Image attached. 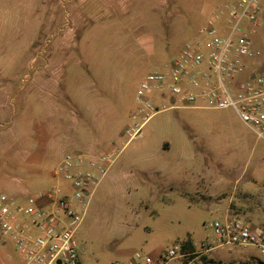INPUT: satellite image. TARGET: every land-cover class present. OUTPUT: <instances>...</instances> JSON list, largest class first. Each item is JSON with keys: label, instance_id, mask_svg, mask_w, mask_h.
Instances as JSON below:
<instances>
[{"label": "rangeland", "instance_id": "374dc122", "mask_svg": "<svg viewBox=\"0 0 264 264\" xmlns=\"http://www.w3.org/2000/svg\"><path fill=\"white\" fill-rule=\"evenodd\" d=\"M101 1L0 0V16L5 17L8 26L5 40L8 44L10 26L14 22V40L18 46L19 42L22 45L20 66L7 70L17 81L22 79V90L20 96L15 95L10 101L6 134L0 140V192L19 195L56 183L52 174L62 151L56 149L48 154L44 150L35 151L32 126L37 102L34 92H30V82L36 77L52 79L55 94L61 95L64 69L77 59L78 49L74 46L83 41L87 48H96L94 56L87 54V59H82L88 61L90 72L97 76L99 83L93 87L94 95L101 100L104 112L117 114L115 118L104 119L123 130L117 141L119 149L122 148L119 161L129 164V174L120 179L103 178L94 192L77 233L82 264H112L126 258L129 250L158 253L176 244L182 247L187 239L194 245L183 251L193 253L168 264H242L246 257L241 256L238 260L235 252L248 254L247 250L256 251L255 247L230 249L218 246L209 252H200V242L214 236L208 223L223 218V214L214 210L200 194L182 193L188 177L182 161L187 152L183 145L185 141L191 143L199 169L205 168L203 164L207 160L208 163L214 162L215 177L223 174L218 169L219 162L244 157L237 148L235 133L242 137L250 130L236 111L180 104L152 115L136 136L130 138L127 132L144 121L145 111L136 99L142 80L149 73L170 65L186 43L200 39L198 30L209 6L231 0H158L157 9L151 10L148 5L151 8L156 0H139L141 12L166 15V30L161 36L151 32L155 34V41L149 43V50L138 53L125 48L134 40H129V32H108L100 39L88 32L102 14L108 17L111 13L120 20L129 18V6L103 4ZM252 32L254 47L261 51L257 61L264 64V17L258 26L252 27ZM68 44L73 49L65 52L63 46ZM2 49L0 61L10 63L12 52L6 47ZM137 56H141V60ZM253 61L250 62L251 68L255 66ZM86 78L91 85L90 75ZM19 86L20 83L15 87ZM8 87L10 91L15 89L14 86ZM164 102L169 105L168 101ZM40 111L42 117L48 116L49 122L54 121L55 139L67 134L62 130L64 124L67 127L74 119L84 124L78 134L90 137L96 133L89 131L93 118L52 117V111L46 107ZM134 112L139 114L137 119H133ZM164 140L170 141V149L160 147ZM260 143L264 144L263 141ZM67 147V151H84L76 144ZM22 160L29 162L23 164ZM261 256L264 258V254ZM0 264H23L9 240L0 243Z\"/></svg>", "mask_w": 264, "mask_h": 264}, {"label": "built area", "instance_id": "2783aa9c", "mask_svg": "<svg viewBox=\"0 0 264 264\" xmlns=\"http://www.w3.org/2000/svg\"><path fill=\"white\" fill-rule=\"evenodd\" d=\"M207 10L198 30L200 39L186 43L170 65L142 80L137 101L145 111L144 121L127 130L130 138L158 111L185 104L232 108L264 140V64L257 61L261 51L252 39V27L264 17V0H231ZM251 60H255L253 68ZM160 94L170 98L169 105L157 99ZM138 116L134 112L133 119ZM114 161L115 155L109 152L69 150L53 171L56 183L19 195L0 192V243L11 241L23 264H82L77 233ZM208 227L214 236L200 242L202 254L218 246H252L264 254V228L260 226L227 215L209 222ZM191 253L176 244L156 255L135 250L112 264H168Z\"/></svg>", "mask_w": 264, "mask_h": 264}, {"label": "crops", "instance_id": "0c3cea01", "mask_svg": "<svg viewBox=\"0 0 264 264\" xmlns=\"http://www.w3.org/2000/svg\"><path fill=\"white\" fill-rule=\"evenodd\" d=\"M103 1H101L103 4L124 7L129 6V18L120 20L119 18L116 19L114 14L110 13L108 17L102 14L103 16H101L99 20L97 19L88 30L90 34L98 39L107 35L108 32H129V40H132V38L134 40L125 48L131 53H138L142 50H149V43L155 41V34L151 32H155L156 36H161V33L166 30L164 22L166 15L151 13L150 11L141 12L139 0ZM158 6V0L155 1L151 8L150 4L148 5L150 10L157 9ZM207 12H205L204 15H206ZM14 25L13 22L10 26L11 31H9L11 39L7 44L5 36L8 26H6L5 17L0 16V56L2 54L1 50H4L2 49L4 47L12 52V60L10 63L0 61V140L1 137L3 138L6 134L5 124L7 122L6 117L7 110L10 108V101H12L15 95L19 94L20 96L22 90V79L17 81L15 77L9 75L11 71L7 72V70L19 67L21 62L22 45L21 42H19L18 46L16 40H14L16 37V32H12V28L15 30ZM74 47L78 49L77 59L71 64L68 63L67 68L64 69L65 75L62 79L63 93L61 95L55 94L56 92L53 82L51 81L52 79L43 80L36 77L30 82V92H34L33 94L36 95L37 102V105L35 104L34 106L36 118L32 126V132L35 134V151L44 150L43 152L48 154L59 149L62 151V159L67 152L66 148H69L67 146L69 144H76L80 148H84L85 152L95 154L113 153L115 155V161L104 179L107 177L120 179L129 174V164L125 161V163H123L122 160V162L119 161L122 148L119 149L117 141L118 138H121L123 130L104 119L107 117L115 118L117 114L113 112H104L101 100L94 95L95 89L93 87L99 83L98 80L96 81L97 76L95 77V74L90 72L88 61L84 60L85 62H83V59H87V54L93 55L97 53L96 48L95 46L87 48L83 44V41ZM63 48L65 52L73 49L70 44L63 46ZM82 55H84V57H82ZM141 58V56H137L138 60H141ZM95 59L97 60V58ZM16 61L18 62V66H16ZM83 63L85 66H83ZM88 75H90V81H93L91 85L88 82L89 78H86ZM82 76H85V78H81ZM19 83L20 86L18 88L15 87L19 85ZM8 86H14V91H10ZM157 97H160L157 99L161 101L170 100L166 94H160V96ZM120 100H122V97H120ZM44 107L52 111V117L93 118L90 124L92 128L89 129V131L92 130L96 132L95 135L88 137L78 134L79 131L82 130L81 126L84 124L83 122H79L78 119H74L67 127H65L66 124H64L65 126L63 125L64 129L62 130L67 131V134L63 135L62 138L55 139L54 121L51 120V122H49L48 116L45 118L40 115L43 114L40 108ZM248 129L250 132L244 133L243 136L241 135L242 137H239V133H235L238 138L237 148L241 151L240 155L244 157L231 160L227 159L224 162H219L217 164L218 169L222 171L223 174L217 177L213 175L212 168L214 167V162L208 163L207 160L203 164L205 168H202V170L199 169L196 153L192 151L191 143L185 141L183 145L184 148L187 149V152L184 153L182 161L184 162L185 172L188 174V177L185 179V187H182V193L186 195L192 193L200 194L205 200L210 202L214 210L220 211L223 217L227 215H237L252 226L264 228V144L260 143V141L264 142V140L259 139L250 127H248ZM160 147L163 150H168L171 148V143L169 140H164L160 144ZM28 162L27 160H22L23 164H28ZM36 170L37 169H31V171ZM159 171L165 172L163 170ZM186 182L189 184L186 185ZM188 186L190 190H188ZM192 204L193 203H191L190 206ZM134 251L135 250H129L127 256H130ZM247 251L248 254H246V252L236 251L234 256L238 255V260L241 256L242 258L243 256L246 257L245 259H248L249 256H256L264 260L261 256L262 254L258 250ZM151 254L156 255L157 253L153 252Z\"/></svg>", "mask_w": 264, "mask_h": 264}, {"label": "trees", "instance_id": "16d2710c", "mask_svg": "<svg viewBox=\"0 0 264 264\" xmlns=\"http://www.w3.org/2000/svg\"><path fill=\"white\" fill-rule=\"evenodd\" d=\"M194 245L193 242L190 241V239L185 240L182 243V249H186L188 246ZM205 259V257H204ZM209 263H214L213 260H209ZM242 264H264V260H262L259 257L252 256L242 262Z\"/></svg>", "mask_w": 264, "mask_h": 264}]
</instances>
